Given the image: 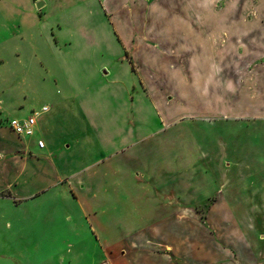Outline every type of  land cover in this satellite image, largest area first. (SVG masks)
<instances>
[{"label": "crops", "instance_id": "obj_1", "mask_svg": "<svg viewBox=\"0 0 264 264\" xmlns=\"http://www.w3.org/2000/svg\"><path fill=\"white\" fill-rule=\"evenodd\" d=\"M58 1L24 0L19 5L9 0L12 5L5 11V20L12 23V28L22 30L17 36L27 32L34 40L38 34V40H45L56 53V42L48 37L55 34L50 17L59 11ZM150 1L95 5V12H89L91 17H98L91 22L93 26L84 12L72 14L76 34L94 42L98 49L106 42L108 51L113 52L116 46L120 51L121 45L122 52L112 59L114 67H121L108 70V75L100 73L102 83L89 84L90 76H82L76 69L75 54L59 52L65 55L60 58L61 69L51 72L54 79L47 90L53 101L50 111L39 117L35 136L20 138L8 124L0 128V208L5 205L27 210V219H31L34 217L29 210L37 207L50 204L63 209L65 202L77 206L88 223L94 221V234H99V240L109 235L103 238L107 252H112L108 264H224L232 255L212 237L215 230L211 221L219 220L220 214L205 215L190 210L188 204L200 198L192 192L194 186H202L195 181L196 173L204 183L209 170L223 173L218 158L222 154L216 150V146L223 149V137L210 138L214 130H222L223 124H248L262 131H257L254 139L264 142V0H254L252 19L244 15L250 9L249 2L238 6V0L228 1L216 13L218 0H208L217 15L227 8L231 11L229 18L209 23L191 18L193 0ZM198 2L205 6L207 0ZM40 3L43 6L38 8ZM214 37H226L227 45L211 55L201 44ZM245 39L255 44L252 49L244 46L242 52L248 61V78L239 98L228 100L218 91L228 88L224 83L226 71L235 58L239 59V43ZM133 64L137 71H132ZM106 65L102 63L104 68ZM145 107L157 117L156 131L149 129ZM41 108L15 114L24 119ZM197 127L199 133L194 132ZM38 139L46 142L44 149L37 146ZM94 146L99 147V154L110 151L97 162L102 165L105 189L97 202L93 188L100 183L92 178L100 169L87 177L79 176V160L73 158L74 153L83 148L91 151ZM196 149L203 158L217 157L210 160L215 167L199 168L193 161ZM91 160L85 152L81 163ZM68 187L76 189L77 198L68 196ZM129 188L135 191L129 192ZM222 188L204 192L205 198L220 193ZM40 215L35 219L41 220ZM67 215L73 220L72 214ZM104 219L154 222L128 243L110 225L106 229L100 222Z\"/></svg>", "mask_w": 264, "mask_h": 264}, {"label": "rangeland", "instance_id": "obj_2", "mask_svg": "<svg viewBox=\"0 0 264 264\" xmlns=\"http://www.w3.org/2000/svg\"><path fill=\"white\" fill-rule=\"evenodd\" d=\"M12 1L19 5L24 4V0ZM118 1L120 0L58 1L59 11L50 17L51 21L55 23V34L48 37L53 44L56 42L54 47L58 51L55 53L45 40H38V34L34 40L27 32L22 37L17 36L22 30L12 28L10 25L12 23L5 20V11L12 4L9 3V0H0V43L8 41L0 45V128L8 127V120L18 118L16 112L39 109L43 105H50L53 99L47 90L50 89L51 80L54 79L51 72L56 73L59 68L61 69L60 58L65 56L59 52L71 51L75 54L76 69L80 71L82 76L87 78L90 76L89 84L93 82L97 85L99 82L102 83L100 73L101 75H108V70L121 67L120 65L114 67L115 60H112L115 58L114 55H120L118 53L122 52L118 38L115 37V42L120 45L119 52L116 50L117 46L112 49L113 52L108 51L106 42L101 45V49H98L96 44L88 38L78 36L71 22L72 14H79L80 11L85 13L87 20L91 23L98 19L97 16L93 18L89 15L91 10L95 12V5L96 7L98 5L101 7L102 4L110 6ZM228 1L232 0H218L215 4V12H221ZM238 1V6L249 2L247 5H250V9L244 15L246 19H252L255 13L253 10L255 1ZM41 2L44 3V1ZM143 2L151 1L143 0ZM191 3L190 14L192 19L200 18L209 23L210 21L216 22L220 18H229L231 14L227 8L223 14L217 15L209 6L208 0L205 6L204 2L201 4L198 0H193ZM111 14L115 19V13L112 12ZM238 14L243 15L241 11ZM158 19L167 20L165 17L160 18V16ZM90 25L93 26L94 24L91 23ZM101 27L104 29L103 26ZM14 35L16 37H13ZM243 41L244 43H239V59L235 58L234 67L230 65L226 71L227 76L224 83L225 85L228 84V88L226 87L224 91H218L219 95L228 100L239 98L243 84L248 78V61L242 52L244 46L252 49L255 44L251 42V39ZM226 45V37H214L210 42L201 44L205 47L206 52L209 51L211 55ZM212 62L215 61L212 60ZM102 63H107V68H104ZM132 71H137L134 64ZM151 110L150 107H145L144 115L150 118L149 129L156 131L158 121ZM222 126V130H214L210 138L223 137V149L221 150L219 146H216V150L222 154L218 158H221L223 163V173L209 170L204 174L207 178L205 183L200 174L196 173L195 181H198L202 186H194L192 192L193 196H200V198H196L197 202L188 204V208L212 216L213 213L220 214L219 220L211 221L212 228L215 230L212 237L214 235V241L219 245L226 246L232 255L230 259L225 258L224 264H264V142L254 139V136L258 134L257 131L261 130L254 127L250 128L248 124L231 126H224L223 124ZM197 129V131H192L199 133L200 128L197 127ZM214 142L219 143V140ZM96 144L99 146L98 140H95ZM226 145L229 146L228 151ZM99 147L94 146L91 151H87L86 148L78 152L75 151L73 157H77L79 160L76 169L80 172L79 176H88L100 169L92 178L100 183V185L94 184L95 189L93 188V190L96 192L95 197L97 198L95 202L101 201L105 191L102 184L104 181L102 165L101 163L97 164V162L98 160L103 161L110 152L99 154ZM85 152L92 157V160L83 165L81 162ZM195 152L193 161L199 168L205 170V168L215 167V165H210L212 163L210 160L217 157L203 158L198 149ZM213 163L216 161L213 160ZM223 184L225 185L222 188ZM221 188L220 193L205 198L204 192H216ZM130 191L135 190L129 188ZM200 191L202 192L200 193ZM66 193L71 198L78 197L75 188H66ZM231 195L234 197L231 198ZM63 207L65 208L57 209L50 204L41 208L37 207L29 210L34 217L31 219H27V210H15L5 205L0 208V264H108L109 253L112 252H107L103 238L109 237V235H104L99 240V234H94V230H96L94 221L88 223L81 216L77 206L73 204L70 205L65 202ZM59 210V215H53ZM131 210L133 209L129 207V211ZM68 213L73 215V220L68 217ZM40 214H42V219H35L40 217ZM100 222L105 224L106 229L110 225V228L116 230L117 236L122 235L124 236L123 240L130 242L132 236L139 233L140 230L146 228L149 230L154 221L146 219L127 221L104 219ZM139 237L144 238L145 236L138 235ZM192 238L194 239V236ZM128 246L130 244L125 245L126 248Z\"/></svg>", "mask_w": 264, "mask_h": 264}, {"label": "built area", "instance_id": "obj_3", "mask_svg": "<svg viewBox=\"0 0 264 264\" xmlns=\"http://www.w3.org/2000/svg\"><path fill=\"white\" fill-rule=\"evenodd\" d=\"M49 111V106H43L39 111H34L31 116L24 119H10L7 124L17 136L22 138H31L36 134L39 117ZM37 146L40 149H44L46 147V142L43 139H38Z\"/></svg>", "mask_w": 264, "mask_h": 264}, {"label": "water", "instance_id": "obj_4", "mask_svg": "<svg viewBox=\"0 0 264 264\" xmlns=\"http://www.w3.org/2000/svg\"><path fill=\"white\" fill-rule=\"evenodd\" d=\"M42 6H43L42 4H39V5H38V8H41Z\"/></svg>", "mask_w": 264, "mask_h": 264}]
</instances>
